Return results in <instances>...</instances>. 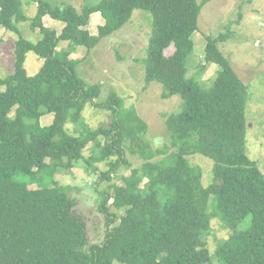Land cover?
I'll list each match as a JSON object with an SVG mask.
<instances>
[{
	"label": "trees",
	"instance_id": "trees-1",
	"mask_svg": "<svg viewBox=\"0 0 264 264\" xmlns=\"http://www.w3.org/2000/svg\"><path fill=\"white\" fill-rule=\"evenodd\" d=\"M30 1L37 5L33 18L22 0H0V28L18 35L13 73L0 78V264H264V174L247 154V85L211 36L205 65L188 77L192 37L210 0H100L81 12L71 5ZM137 9L153 16L146 81L163 86V99L179 96L182 108L166 115L169 143L162 149L153 150L143 140L147 125L140 123L141 136H133L128 148L144 162L124 178L125 186H113L114 193L103 196L99 212L106 235L91 244L86 221L75 212L71 187L42 175L72 173L90 143L102 149L96 161L109 162L102 179L111 180L124 161L127 131L117 118L123 101L112 93L99 103L101 85L77 76L73 54L80 46L93 49L122 29ZM95 13L105 20L98 36L86 29ZM46 16L64 24L60 34L44 25ZM26 22L33 31L39 29L36 42L22 36L19 24ZM63 41L69 47L58 52ZM171 46L175 50L167 56ZM31 53L42 61L34 76L25 68ZM211 64L219 71L208 84L202 77ZM87 105L111 111L112 126L88 127L83 119ZM49 114L52 124L41 126ZM68 123L79 127L78 136L66 130ZM114 155H119L115 161ZM197 155L214 163L207 186L202 169L190 162ZM33 184L39 187L31 189ZM111 200L125 210L120 217L110 212ZM214 219L231 235L212 255L205 239Z\"/></svg>",
	"mask_w": 264,
	"mask_h": 264
},
{
	"label": "rangeland",
	"instance_id": "rangeland-1",
	"mask_svg": "<svg viewBox=\"0 0 264 264\" xmlns=\"http://www.w3.org/2000/svg\"><path fill=\"white\" fill-rule=\"evenodd\" d=\"M46 1L52 6L71 5L81 12L82 7L93 6L100 0ZM27 4L31 6L33 2L28 0ZM34 7V13L28 11L31 18L37 13V7ZM104 23L102 15L95 13L91 15L86 29L93 36H98V28ZM19 27L25 39L36 42L41 38L39 29L34 32L29 22L20 23ZM152 30L153 16L147 11L137 9L130 22L122 29L99 40L93 49L80 46L73 54L77 76L89 85H101L99 103L106 102L112 93L123 101L122 110L117 114V118L121 123V129L127 131L123 141L124 161H121L116 171L111 174V180L101 178L103 172L110 170V166L108 161H96L102 149L95 148V143H90L86 147L85 159L78 162L72 173L56 172L53 178L50 173L42 175L45 181L50 182L53 179L61 185L71 187L70 195L76 200L75 212L85 219L91 244L101 243L106 235L105 217L99 212L103 196L107 193L113 194V186H125L124 178L129 177L133 169H140L144 162L138 151L133 152L128 148L131 147L133 136H141L138 133L140 123L147 125V130L142 135L143 140L147 141L153 150L162 149L165 143H169L166 115L178 112L182 108V99L179 96L163 99V86L158 82L146 81L145 59ZM209 36L219 40V50L247 85V154L264 174V0H210L202 8L199 29L192 37L194 52L187 60V68L190 70L188 77L197 75L202 65H205V48ZM0 39L4 42L0 45V78H5L13 73L12 48L18 35L0 28ZM68 47L69 42L63 41L57 51L61 52ZM174 50L171 46L166 50V55H172ZM41 67L42 61L35 54H29L25 63L28 74L36 75ZM218 71L217 65L208 66L202 82L210 84ZM11 117H14L13 113ZM83 119L88 127L96 130L100 127L110 128L114 117L111 111L87 105L83 111ZM52 122V114L45 115L40 120L43 127L50 126ZM66 130L75 136L80 134L79 127L72 123L66 125ZM99 139L103 147L105 137L101 135ZM140 145V142L135 144L136 147ZM118 158L119 155L112 156L113 161ZM190 162L202 169L203 183L209 185L210 180L212 181L213 161L197 155L190 157ZM146 186L144 181L142 189ZM38 187L37 184H33L30 188ZM112 203L113 200L108 204L110 212L117 214L118 217L123 215L125 210H118ZM211 225L212 233L205 240L209 251L214 255L218 245L229 238L231 231L217 219H214ZM213 261L214 264H218Z\"/></svg>",
	"mask_w": 264,
	"mask_h": 264
},
{
	"label": "crops",
	"instance_id": "crops-1",
	"mask_svg": "<svg viewBox=\"0 0 264 264\" xmlns=\"http://www.w3.org/2000/svg\"><path fill=\"white\" fill-rule=\"evenodd\" d=\"M23 2V5H24V10H25V12H26V14H27V16H28V11H30V13H34L35 12V7L34 6H36L37 7V5L36 4H33V5H29V4H27V2H28V0H26V2H25V0L24 1H22ZM33 6V7H32ZM29 17V16H28ZM29 18H31V17H29ZM54 19H52L50 16H46V17H44V19H43V23H44V25L45 26H47V27H49V28H51V29H54V30H56V32L58 33V34H60L61 33V31H62V29L64 28V24L62 25V24H60L57 20H54ZM54 25V26H53ZM34 32H36V31H34ZM39 32V31H38ZM37 41V40H36ZM4 42L2 41L1 43H0V45L1 44H3ZM29 55V54H28ZM28 57V56H27ZM248 121V120H247Z\"/></svg>",
	"mask_w": 264,
	"mask_h": 264
},
{
	"label": "built area",
	"instance_id": "built-area-1",
	"mask_svg": "<svg viewBox=\"0 0 264 264\" xmlns=\"http://www.w3.org/2000/svg\"><path fill=\"white\" fill-rule=\"evenodd\" d=\"M258 45V44H257Z\"/></svg>",
	"mask_w": 264,
	"mask_h": 264
}]
</instances>
